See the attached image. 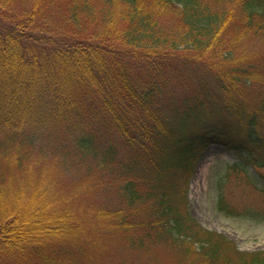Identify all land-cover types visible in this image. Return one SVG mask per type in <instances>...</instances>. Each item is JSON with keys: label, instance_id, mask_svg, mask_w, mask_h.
<instances>
[{"label": "trees", "instance_id": "obj_1", "mask_svg": "<svg viewBox=\"0 0 264 264\" xmlns=\"http://www.w3.org/2000/svg\"><path fill=\"white\" fill-rule=\"evenodd\" d=\"M211 145L235 175L264 170V0H0V264H100L109 238L173 264H264L188 211ZM59 171L99 192L92 218L48 197ZM226 180L219 211L264 218Z\"/></svg>", "mask_w": 264, "mask_h": 264}, {"label": "rangeland", "instance_id": "obj_2", "mask_svg": "<svg viewBox=\"0 0 264 264\" xmlns=\"http://www.w3.org/2000/svg\"><path fill=\"white\" fill-rule=\"evenodd\" d=\"M235 164L243 165L237 154L228 151L225 147L212 145L205 149L200 157L194 160L195 170L190 178L187 191L188 211L197 223L210 231L226 236L236 243L239 250L243 252L261 251L264 250V218L229 216L219 211L217 207L216 184L223 177V180L227 179L225 190L228 201L235 202L239 208L248 207L263 211L264 194L261 189H264V170L248 166L245 175H235L230 169ZM229 173L230 176L227 177ZM76 174L79 173L63 174L61 171L54 173L51 177V191L48 197L51 195L57 197L61 213L69 211L74 219L85 215L87 218H92L95 215L93 211L95 207L92 205L101 196L99 192L96 193L98 198L95 197V193L91 196L86 194L80 197V194H76L77 192L73 194V190L81 184L77 181L79 177ZM111 193L112 191H109L104 195L103 200H112V203L116 204L115 196ZM58 204H56L57 207ZM118 242L111 238L104 241V252H100L104 256H101L100 260L105 262L100 264H108L107 261L118 264L123 256L126 257L125 264H173L171 263L173 258L167 259L166 257V250H163L160 255L156 252L151 254L146 249H123L124 245ZM154 257L159 258V261H155Z\"/></svg>", "mask_w": 264, "mask_h": 264}]
</instances>
